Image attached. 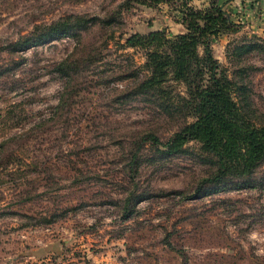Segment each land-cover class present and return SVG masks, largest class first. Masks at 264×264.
Returning a JSON list of instances; mask_svg holds the SVG:
<instances>
[{
    "label": "rangeland",
    "instance_id": "1",
    "mask_svg": "<svg viewBox=\"0 0 264 264\" xmlns=\"http://www.w3.org/2000/svg\"><path fill=\"white\" fill-rule=\"evenodd\" d=\"M182 1L211 2L0 0V264H264V164L254 187L190 200L213 168L199 143L143 141L185 119L135 91L146 58L122 44L183 32ZM221 2L240 27L213 38L214 57L264 122V0ZM66 16L85 21L13 46Z\"/></svg>",
    "mask_w": 264,
    "mask_h": 264
},
{
    "label": "trees",
    "instance_id": "2",
    "mask_svg": "<svg viewBox=\"0 0 264 264\" xmlns=\"http://www.w3.org/2000/svg\"><path fill=\"white\" fill-rule=\"evenodd\" d=\"M180 8L183 32L169 35L159 29L134 33L122 44L123 48L143 51L146 58L143 70L148 74L135 91L173 103L185 119L167 141L155 133L146 134L143 141L157 149L163 147L168 155L185 151L191 141L199 143L201 154L213 168L186 199L219 192L227 184L236 189L254 187L256 173L264 164V122L256 119L248 99H242V94L236 98L234 92L240 88L219 65L212 49L214 37L237 32L239 23L233 21L221 0H211L203 9L182 1ZM84 21L81 16H66L36 27L13 46L42 44ZM180 86L183 90L178 89ZM137 156L135 153L132 160ZM130 201L129 196L125 202L129 205Z\"/></svg>",
    "mask_w": 264,
    "mask_h": 264
}]
</instances>
